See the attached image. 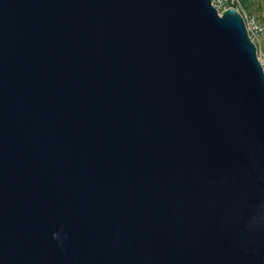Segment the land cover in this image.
Listing matches in <instances>:
<instances>
[{
    "label": "water",
    "instance_id": "95a60500",
    "mask_svg": "<svg viewBox=\"0 0 264 264\" xmlns=\"http://www.w3.org/2000/svg\"><path fill=\"white\" fill-rule=\"evenodd\" d=\"M212 1L0 0V264H264V71Z\"/></svg>",
    "mask_w": 264,
    "mask_h": 264
},
{
    "label": "rangeland",
    "instance_id": "374dc122",
    "mask_svg": "<svg viewBox=\"0 0 264 264\" xmlns=\"http://www.w3.org/2000/svg\"><path fill=\"white\" fill-rule=\"evenodd\" d=\"M212 5L219 14L232 8L241 16L264 71V0H213Z\"/></svg>",
    "mask_w": 264,
    "mask_h": 264
},
{
    "label": "clouds",
    "instance_id": "9594fccd",
    "mask_svg": "<svg viewBox=\"0 0 264 264\" xmlns=\"http://www.w3.org/2000/svg\"><path fill=\"white\" fill-rule=\"evenodd\" d=\"M54 239H57V240H60L61 239L59 233H57V234L54 235Z\"/></svg>",
    "mask_w": 264,
    "mask_h": 264
}]
</instances>
